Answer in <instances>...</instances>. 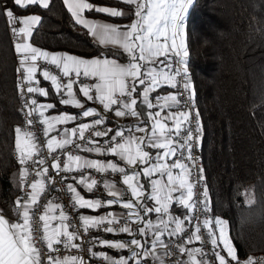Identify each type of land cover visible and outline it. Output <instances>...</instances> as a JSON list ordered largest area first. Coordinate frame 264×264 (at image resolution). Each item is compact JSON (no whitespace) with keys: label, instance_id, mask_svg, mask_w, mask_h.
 I'll return each mask as SVG.
<instances>
[{"label":"snow or ice","instance_id":"obj_1","mask_svg":"<svg viewBox=\"0 0 264 264\" xmlns=\"http://www.w3.org/2000/svg\"><path fill=\"white\" fill-rule=\"evenodd\" d=\"M12 2L20 9L38 6L50 11L53 0ZM122 2L130 9L99 6L94 0H63L74 24L86 29L94 44L104 46L99 55L91 58L34 46L32 39L42 24V16H17L7 3L0 2V14L6 18L14 40L18 61L16 90L24 118V124L14 128V146L20 167L12 177L13 191L18 194L14 201L10 197L6 202L12 215L0 208V264H89L81 255L60 254V246L70 251L82 249L84 245H87L90 259H100L105 264H148L149 258L154 264H164L162 257L171 253L173 245L181 257L177 264H255L251 256L243 261L238 258L237 248L229 235V222L214 215L206 185L200 194L202 198H195L197 184L205 181L204 168L196 167L200 157L193 158L203 129L199 111L193 112L196 94L188 75L185 22L196 0ZM90 13L112 18L134 15V18L128 24L118 25L90 19L86 15ZM125 55L127 62H120L118 57ZM48 65L57 71L54 73ZM38 74L45 84L50 82V89L42 85ZM91 80L95 82H86ZM74 86H78L79 94L85 98L83 101ZM165 87L173 91L155 95L153 103L150 94ZM50 90L55 91L61 105L80 111L47 114L56 105L41 102L39 98L47 100ZM89 101L102 105L105 114L87 106ZM154 108L158 110L153 111ZM113 112L115 118L131 117L134 122L109 126L110 117L106 114ZM81 118L93 119L66 127ZM37 122L44 126L46 144L28 130ZM89 131L91 136L86 137ZM93 137L104 139L101 142ZM73 145L79 152L116 157L117 161L90 159L64 151ZM44 147L52 157L54 175L41 155ZM58 150L66 157L63 161ZM86 170L119 173L126 190L116 181L105 179L103 188L112 198H86L68 182L74 180L95 195L98 181ZM193 170L198 175L196 184L190 180ZM33 172L39 179L28 183L27 178ZM157 176L159 178H154ZM50 187L58 192L66 189L71 194V210L78 215L85 237L82 238L79 229L69 223L71 217L64 206L52 200L39 214L43 222L42 235H37L40 230L31 222L37 214L41 195ZM245 201L249 206L255 204L254 194L246 190ZM117 205L128 210L127 213L108 211L86 215L80 212L81 209L97 212ZM135 224L140 226L134 228ZM89 229L127 234L130 239L89 236ZM77 240L81 243H75ZM194 242H199L200 246L189 247ZM97 244L118 251L128 249L129 255L112 257L106 252L93 251ZM209 244L211 250L206 251ZM158 248L165 251L158 252ZM210 256L214 260L209 259Z\"/></svg>","mask_w":264,"mask_h":264},{"label":"trees","instance_id":"obj_2","mask_svg":"<svg viewBox=\"0 0 264 264\" xmlns=\"http://www.w3.org/2000/svg\"><path fill=\"white\" fill-rule=\"evenodd\" d=\"M0 2L14 14L42 16L34 46L87 58L104 50L74 24L62 0H53L50 11L38 6L20 9L12 0ZM94 2L130 9L116 0ZM185 23L187 67L202 119L204 174L213 213L229 222L240 260H264V0H196ZM118 59L127 61L126 55ZM14 68L8 23L0 14V205L9 215L6 202L10 197L14 201L12 177L18 172L11 152L20 119ZM61 109L67 107L55 108ZM246 190L255 196L251 206L245 201Z\"/></svg>","mask_w":264,"mask_h":264},{"label":"built area","instance_id":"obj_3","mask_svg":"<svg viewBox=\"0 0 264 264\" xmlns=\"http://www.w3.org/2000/svg\"><path fill=\"white\" fill-rule=\"evenodd\" d=\"M17 16H20L19 14H15ZM8 34H9V40L13 46V49H14V40H13V36H12V33L9 29V25H8ZM14 64H15V68H14V84H15V100H16V103H17V107H18V112H19V116H20V119L19 121L17 122L16 126L17 125H23L24 124V118L23 116L21 115V112H20V109H21V100L17 94V90H16V77H17V73H16V68L18 66V61H17V57H16V54L14 52ZM50 70H52L54 73L57 71L54 66H51V65H48L47 66ZM188 75L189 77L191 78V81H192V76L188 70ZM86 82H89V83H92V80L91 81H86ZM58 98V97H57ZM40 99V98H39ZM98 108L99 109H103L102 108V105H100L98 103ZM197 109H193V112L196 111ZM104 111V110H103ZM105 113L103 112V115ZM112 113H108L106 115H108L109 117L111 116ZM91 119L89 121H84V120H79V121H76V122H73V127H75L77 125V123H81V122H90ZM201 122H202V119H201ZM15 126V127H16ZM43 125L39 124L38 122L32 126H29L28 130L33 132L37 138L38 141H40L41 143H44L46 144V138L44 137L43 135ZM98 128L102 129L103 126H98ZM86 137L87 136H91V131L89 132H86L85 133ZM203 135V131H202V134L201 136ZM93 139H100L101 142L103 141L104 138H95L93 137ZM79 143H84L83 141H79ZM64 151L66 152H72L73 154H79V150L76 149L73 146H68ZM57 154H60V151L58 150ZM11 155H12V158L14 159L16 165H17V168L19 169L20 165L18 164L17 162V154L15 152V146L13 144V148H12V152H11ZM42 156L45 157V165L47 167H49V170L50 172H53V175H54V171L51 170V163H52V157H49L47 155V149L46 147H44L43 149V152L41 153ZM61 155V161H63V159H65L66 157L62 154ZM196 156H199L200 159H198L196 161V167H200L202 166L204 168V159H203V146H202V139H201V143L200 145L195 149L194 151V159L196 158ZM87 172H90L92 177L94 179H97L98 181V184L96 186V190H95V198L99 197V198H102L104 200V195H105V189L103 188V181L105 179H109V180H114V181H120L121 179V175L119 173L117 174H112V173H107V174H103V173H97L95 172V170H86ZM81 173H71V174H66V173H62V175H69V176H79ZM205 175V174H204ZM34 179H39V177H36L35 176V173L33 172L31 175H29V177L27 178V182L28 183H32L34 181ZM190 180L191 182H193L194 184L197 183L198 181V175H197V172L195 170H193L192 172V175L190 177ZM68 182L70 183H74L75 181L74 180H69ZM206 185V180L203 182V183H199L197 184L196 188H195V198H202L201 197V193H202V190L204 188V186ZM207 186V185H206ZM18 193H16L17 195ZM91 194V193H90ZM15 195V196H16ZM93 195V194H92ZM15 200V198H14ZM49 200H52L55 204H61L64 206V210L66 212V214H68L70 217H71V220L69 221V223H71L75 228H78L79 229V235L83 238L85 237V232H84V229L80 226L81 225V222L79 221L78 219V215L74 212H72L71 210V206H72V197H71V194L69 192H67V190L65 189L64 191L62 192H58L55 190V188H49V190L45 193V194H42L40 199H39V202H38V206H37V214L35 216V218L32 220V226L34 228H37L39 229L40 231H38L37 235H42V223L40 220H39V214L43 212L44 210V206L48 203ZM57 212H59V209H57ZM81 212V211H80ZM120 213H127V211L123 210L121 211ZM127 218V217H126ZM70 230H72L70 228ZM107 234H110V235H118V234H112V233H106L103 231V229H100L99 231L96 230V229H89L88 230V234L89 236H95V235H99L100 237L104 238L105 235ZM75 243H81L80 240H77L75 241ZM197 244V247L200 246L199 245V242H196ZM61 248V253L60 254H67V255H81L83 256L86 260H89V264H105V262L103 260H100V259H90L89 257V253L87 252V245H84L82 247V249H72L70 251H65L63 250L62 246H60ZM46 246H45V251H46ZM206 251H210L211 250V245H207L206 246ZM93 251H97V252H106L103 247H101L99 244L96 245V247L93 248ZM165 251V249H164ZM163 251V252H164ZM109 256H112L114 257L112 254L106 252ZM53 255H57V253H53ZM180 253L178 251V249L175 247V245L172 246V251L171 253H169L168 255L166 256H163L162 259L164 261L165 264H177V261L178 259H180ZM209 259L211 260H214V257H209ZM244 260V259H243ZM241 260V261H243ZM45 261H46V257H45ZM234 264V262H233ZM255 264H261L259 261H255Z\"/></svg>","mask_w":264,"mask_h":264},{"label":"crops","instance_id":"obj_4","mask_svg":"<svg viewBox=\"0 0 264 264\" xmlns=\"http://www.w3.org/2000/svg\"><path fill=\"white\" fill-rule=\"evenodd\" d=\"M116 1H118V2H122V0H116ZM62 2H63V0H62ZM122 3H123V2H122ZM99 6L115 7V6H110V5H99ZM116 8H118V9H122V10H128V9H125V8H119V7H116ZM30 14H36V13H24V14H20V16L30 15ZM86 15H87V14H86ZM100 15L106 16V15H104V14H100ZM87 16H88V18H90V19H96V20H98L99 22H103V23H114V24H118V25L128 24V23H130V20H131L132 18H134V15H133V16H131V17H129V18H120V19H123V21H113V20L108 19V18H105V17H103V16H91V15H87ZM107 17H108V16H107ZM80 27H81V26H80ZM83 29H84V28H83ZM85 30H86V29H85ZM86 31H87V30H86ZM91 38H92V37H91ZM92 40H93V38H92ZM99 46H101V47L104 48L103 45H99ZM120 62H122V61H120ZM126 62H127V61H126ZM122 63H125V62H122ZM38 78L41 79V81L43 82L42 77H39V74H38ZM94 82H95V81L92 80V83H94ZM43 85L46 86V87H49V88H50V82H46V84H45V82H44ZM140 90L142 91V89H140ZM74 91L79 95V98H80L82 101L85 99L82 95L79 94L78 86H74ZM169 91H173V90H171V89L165 87V88L162 89V90H158L157 93H152V94H150V99H152L153 103H155V99H154L155 95H157V94H160V95H166V94H168ZM40 101H41V102H52V103H54L56 106H57L58 104L61 105V104L59 103V99L57 98V94L55 93L54 90H50V96L47 98V100H45L44 98H40ZM62 106H64V105H62ZM87 106L95 107V108L97 109V111H98V112H101V114L103 115V112H104V111H103V109H99V108H98V102L89 101V102L87 103ZM66 107H67V109H61V110H55V109H54V110H50L49 113H47V114H57V113H59V112L77 113V112L80 111L79 109H76V108H74V107H72V106H66ZM156 110H158V109H155V108L153 109V111H156ZM146 112H147V109L145 108V113H146ZM90 119H93V118H81V120H84V121H89ZM145 119H147L146 115H145ZM128 122H134V118H131V117H129V118H115V117H114V112H113V113L111 114V116H110V119H109V126H113V125H116V124H118V123H128ZM72 125H73V122L70 123V124H68V125H66V127L71 128V127H73ZM61 127H65V126H61ZM55 134H56V133H52L51 135H55ZM79 154H80V155H83V156H85V157H87V158H90V159H112L113 161H117V158H116V157H98V156H96V155L93 154V153H84V152H80ZM120 163H121V166H123V165H122V162H120ZM154 178H159V177L157 176V177H154ZM121 181H122V177H121L120 181H116V182H117V184H118L119 187H121V188H123V189L126 190V186H124V185L121 183ZM73 185H74V187L77 188V191H79V192H80L82 195H84L86 198H95L94 195L88 193V192L85 190V188H84L83 186L79 185L76 181L73 183ZM129 195H130V194H129ZM110 198H112V197H109L108 194H107V191L105 190L104 200H107V199H110ZM125 198H128V197H125ZM52 202H53V201H52ZM53 203H54V202H53ZM54 204H55V203H54ZM176 207H178V206H176ZM0 208H2L1 205H0ZM123 210H125V209H122V208H120V207L117 205V206H115L114 208H109V207L106 206L105 208H102V209L98 210L97 212H92L91 210H87V209H81L80 211H81L83 214H86V215H97V214H104V213H106V212H108V211H115V212H117V213H120V212L123 211ZM125 211H128V210H125ZM58 213H59V212H56V215H58ZM10 216H11V215H10ZM12 219H15V217L12 216ZM55 223H56V222H53V224H55ZM139 226H140L139 224H135V225H133L134 228H135V227H139ZM104 238H105V239H108V240L130 239V237H128L127 234H120V235H110V234H107V235H105ZM189 247H197L196 242H194L192 245H189ZM221 247H222V245H221ZM103 249H104L106 252L112 254L114 257H118V256H120V255H124V256L129 255V251H128V249H125V250H119V251H121V252H120L119 254H117V255H115V254L113 253V251H118V250H116V249H113V248H106V247H103ZM133 250H135V249L133 248ZM156 251L163 253L164 249H163V248H158ZM225 255H226V253H225ZM251 257H253V256H251ZM184 259L186 260L187 257H184ZM246 259H247V258H246ZM246 259H244V260H246ZM133 264H134V262H133ZM148 264H154V262L151 260V258L148 259ZM164 264H165V263H164Z\"/></svg>","mask_w":264,"mask_h":264},{"label":"rangeland","instance_id":"obj_5","mask_svg":"<svg viewBox=\"0 0 264 264\" xmlns=\"http://www.w3.org/2000/svg\"><path fill=\"white\" fill-rule=\"evenodd\" d=\"M254 261H259L261 264H264V260L260 258L252 257Z\"/></svg>","mask_w":264,"mask_h":264}]
</instances>
